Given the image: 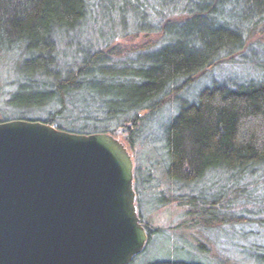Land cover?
<instances>
[{"label": "trees", "instance_id": "1", "mask_svg": "<svg viewBox=\"0 0 264 264\" xmlns=\"http://www.w3.org/2000/svg\"><path fill=\"white\" fill-rule=\"evenodd\" d=\"M116 9L125 18L151 16L158 30L127 34L133 45L84 46L90 16L109 20ZM258 27L264 28V0H0V123L42 122L78 135L132 125L122 142L130 149L156 113L215 68L263 70L264 60L245 66L242 59ZM3 66L16 83L6 97ZM192 101L162 128L165 176L193 195L213 175H225L231 200L209 210L230 212L224 221L234 226L243 220L239 201L250 202L251 192L264 187V82L215 81ZM139 185L135 170L138 194ZM184 209L196 227L204 212ZM141 219L149 245L156 231ZM252 255L264 264V248Z\"/></svg>", "mask_w": 264, "mask_h": 264}, {"label": "water", "instance_id": "2", "mask_svg": "<svg viewBox=\"0 0 264 264\" xmlns=\"http://www.w3.org/2000/svg\"><path fill=\"white\" fill-rule=\"evenodd\" d=\"M113 134L0 123V264H131L148 245L134 161Z\"/></svg>", "mask_w": 264, "mask_h": 264}, {"label": "rangeland", "instance_id": "3", "mask_svg": "<svg viewBox=\"0 0 264 264\" xmlns=\"http://www.w3.org/2000/svg\"><path fill=\"white\" fill-rule=\"evenodd\" d=\"M147 12L149 13L150 10L148 9ZM122 17L124 16L118 9L112 12L109 20L101 17L98 12L96 16H90L89 24L82 27L81 31L84 46L88 47V44H92L96 48L104 47L112 40L119 45H133L134 35L127 34L158 30V23L151 16V19L148 17L145 20H135L131 15L124 19ZM138 35L141 36L140 33ZM246 45V57H242L245 66L251 63V59L264 60V28H253L248 34ZM72 51L74 52L75 49ZM1 70L5 82L3 94L6 97L14 91L16 83L13 82L14 77L8 68L3 66ZM215 81L264 82V69L232 65L215 68L207 77L181 92L173 99L174 102L168 103L156 113L151 122L143 127L140 136H137L136 141L132 143V148L128 149L134 161V189L135 170L141 181L138 188L139 194L135 189L139 217L140 219L143 217L144 222L149 224L148 227L156 231L144 252L131 264H153L166 261L257 264L254 262L252 253L258 248L260 250L264 248V187L251 192L250 202H244L243 199H241L242 202L239 201L244 203L239 204L241 208L238 212L239 218L243 217V220L232 226L227 223L228 221H224L230 212L218 211L217 208L209 210L214 203L223 205L231 200L232 186L225 175H213L211 179L198 187L193 195L171 187L165 176L168 162L162 128L175 117L173 115L177 113L178 107L193 103L192 100L196 99L200 91ZM68 116H70L69 113ZM108 126L114 130L117 128L114 124ZM125 139L126 133H122L119 140L125 142ZM144 178L149 179V184L143 182ZM188 206L204 212V215L198 219L196 227L191 226L185 214L184 208ZM220 220L224 221L221 226L210 228Z\"/></svg>", "mask_w": 264, "mask_h": 264}]
</instances>
